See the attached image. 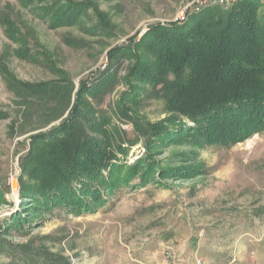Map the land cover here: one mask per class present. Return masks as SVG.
<instances>
[{
	"label": "rangeland",
	"instance_id": "rangeland-1",
	"mask_svg": "<svg viewBox=\"0 0 264 264\" xmlns=\"http://www.w3.org/2000/svg\"><path fill=\"white\" fill-rule=\"evenodd\" d=\"M212 7L201 0H0V264H264V129L229 148L156 140L147 150L136 125H159L169 115L164 101L144 82L125 101L135 53L110 60L151 26L183 23ZM4 75L23 85L72 81L70 108L20 136L23 89L7 88ZM98 77L106 82L84 99L91 108L84 128L97 139L137 141L124 145V162L141 163L129 185L104 194L92 212L34 208L20 188L11 193L9 176L34 182L24 159L31 137L67 120L80 84Z\"/></svg>",
	"mask_w": 264,
	"mask_h": 264
},
{
	"label": "trees",
	"instance_id": "trees-1",
	"mask_svg": "<svg viewBox=\"0 0 264 264\" xmlns=\"http://www.w3.org/2000/svg\"><path fill=\"white\" fill-rule=\"evenodd\" d=\"M259 5L260 0H236L226 8H204L183 23L151 26L140 40L133 39L130 47L111 55L110 60L119 52L135 53L126 78L131 91L123 94L124 100L134 94L137 82H144L164 101L169 114L157 126H138L135 118L125 115L138 128L145 149L156 140L229 148L264 129V15L258 13ZM4 80L7 88L23 89L20 136L47 127L70 108V80L32 85L16 84L7 75ZM105 82L102 77L82 82L68 119L31 137L24 159L30 161L27 169L34 182L19 183V188L32 207L92 212L104 194L131 182L141 161L127 168L124 145L132 147L137 141L130 143L126 132V143L97 139L83 125L84 110H91L85 97L100 92ZM38 120L42 123L31 124ZM27 124L32 126L23 128Z\"/></svg>",
	"mask_w": 264,
	"mask_h": 264
},
{
	"label": "built area",
	"instance_id": "built-area-1",
	"mask_svg": "<svg viewBox=\"0 0 264 264\" xmlns=\"http://www.w3.org/2000/svg\"><path fill=\"white\" fill-rule=\"evenodd\" d=\"M235 1L236 0H201V5L204 6V4H205V5H213V6H217V7L226 8V7H229L230 5H232ZM197 10H198V8H197ZM179 19L181 21L184 20V16L180 15ZM8 183L10 185L12 194H15L19 191V183H18L17 177L15 175L9 176ZM14 183H17V185H18L17 191H14L12 189Z\"/></svg>",
	"mask_w": 264,
	"mask_h": 264
},
{
	"label": "bare ground",
	"instance_id": "bare-ground-1",
	"mask_svg": "<svg viewBox=\"0 0 264 264\" xmlns=\"http://www.w3.org/2000/svg\"><path fill=\"white\" fill-rule=\"evenodd\" d=\"M12 189H13L14 191H16V189H17V183H14V184H13Z\"/></svg>",
	"mask_w": 264,
	"mask_h": 264
}]
</instances>
